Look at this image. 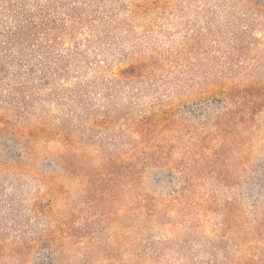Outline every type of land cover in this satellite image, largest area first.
<instances>
[{"label": "rangeland", "instance_id": "1", "mask_svg": "<svg viewBox=\"0 0 264 264\" xmlns=\"http://www.w3.org/2000/svg\"><path fill=\"white\" fill-rule=\"evenodd\" d=\"M0 264H264V0H0Z\"/></svg>", "mask_w": 264, "mask_h": 264}]
</instances>
